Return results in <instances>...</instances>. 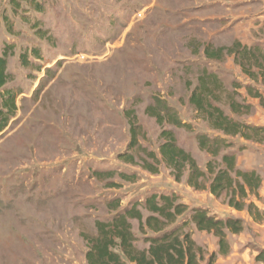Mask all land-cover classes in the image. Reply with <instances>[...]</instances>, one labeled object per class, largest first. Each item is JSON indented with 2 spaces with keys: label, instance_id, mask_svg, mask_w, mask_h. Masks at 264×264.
Listing matches in <instances>:
<instances>
[{
  "label": "rangeland",
  "instance_id": "rangeland-1",
  "mask_svg": "<svg viewBox=\"0 0 264 264\" xmlns=\"http://www.w3.org/2000/svg\"><path fill=\"white\" fill-rule=\"evenodd\" d=\"M13 1L0 0V54L13 47L0 103L4 91L16 95V112L0 129V264H86V238L95 235V222L109 221L151 194H172L188 206L177 225L195 208L243 222V211L228 207L224 195L190 188L187 172L176 182L163 163L156 174L141 166L149 152L158 155L160 133L167 130L206 171L211 157L197 136L218 133L189 104L204 69L224 87L214 105L236 121L264 124V108L247 93L264 97V86L243 74L237 56L204 55L206 48L235 42L264 52V0ZM227 94L249 104V112L232 113ZM155 99L188 127L159 126L145 112ZM131 123L137 128L133 148ZM227 140L231 147L221 154L234 155L240 170L251 161L264 173V144ZM121 154L134 163L120 160ZM130 223L136 247L146 248L138 223ZM184 232L201 249L203 264L216 255L212 234L190 222Z\"/></svg>",
  "mask_w": 264,
  "mask_h": 264
},
{
  "label": "trees",
  "instance_id": "trees-1",
  "mask_svg": "<svg viewBox=\"0 0 264 264\" xmlns=\"http://www.w3.org/2000/svg\"><path fill=\"white\" fill-rule=\"evenodd\" d=\"M14 3L13 0H11ZM40 33V32H38ZM13 47L4 46L0 54V88L10 81L7 72V63L12 56ZM36 55V50H32ZM224 53L237 56L242 63L239 64L243 74L251 81L260 82L264 86V52L258 47L247 48L235 42L229 48H219L214 51L204 50L208 59L221 60ZM236 57V58H237ZM246 62H250L246 65ZM258 72H254L253 68ZM197 86L189 97V104L196 114L207 123L208 128L218 133L215 137L198 135L197 142L200 150L211 157L202 171L193 157L176 144L172 132L163 130L160 133L161 145L158 155L154 152L147 154L148 159L143 160L141 168L151 174L158 172L157 166L165 164L171 169L174 180L179 182L184 173H188L186 184L196 191L207 190L212 196L226 198L228 207L236 211L246 210L250 215L258 217V212L252 204H246L248 197H257L261 185V178L255 171H243L237 168L236 158L232 154L222 151L231 147L228 138L238 137L245 141L264 144V127L252 126L236 121L224 113L214 103H219L224 92L220 78L206 69L201 71L197 79ZM248 95L259 100L264 107V97L258 91L248 88ZM250 93V94H249ZM233 94H227L226 100L234 114H247L250 105L237 102ZM16 95L4 91L0 103V129H3L16 112ZM154 106L146 108L147 115L153 117L159 126L166 121L175 127L188 126L182 123L173 109L164 102L155 99ZM136 125L131 123L132 141L130 148L136 145ZM125 163H134L129 154L118 157ZM219 158V160H217ZM122 178L130 176L121 174ZM142 207L148 216L144 218L139 207ZM189 211L188 206L178 202L175 195L151 194L145 198L143 204L134 203L121 213L114 215L109 221L95 222L96 233L86 238L87 251L86 264H203L204 257L201 249L195 244L191 236L184 232L188 222L192 223L199 232L212 234L217 239L218 254L229 253L227 235H238L243 231V222L240 219H218L210 215L205 209H191L189 221L185 220L177 225L178 219ZM138 223V229L147 245L144 249L136 247L137 238L132 232L130 221ZM216 255L211 254L206 264H213ZM257 262L264 264V254L258 252L255 257Z\"/></svg>",
  "mask_w": 264,
  "mask_h": 264
},
{
  "label": "crops",
  "instance_id": "crops-1",
  "mask_svg": "<svg viewBox=\"0 0 264 264\" xmlns=\"http://www.w3.org/2000/svg\"><path fill=\"white\" fill-rule=\"evenodd\" d=\"M261 126L264 127V124ZM248 142L246 141V143ZM252 144L256 145L257 143ZM255 154L256 152L250 154V156ZM252 163L249 161L245 165L244 171H255L260 176L262 182L257 191V197L254 195L249 196L246 204L253 205L254 209L258 212V217L256 218L254 214L250 215L246 210L243 211V231L238 235L230 234L228 238L230 241V252L225 260L221 258L222 256L218 255V251L216 252V255L220 256L216 261L218 264L223 262L226 264H263L257 262L255 257L258 252L264 254V173H262V169L260 170V168H257Z\"/></svg>",
  "mask_w": 264,
  "mask_h": 264
}]
</instances>
